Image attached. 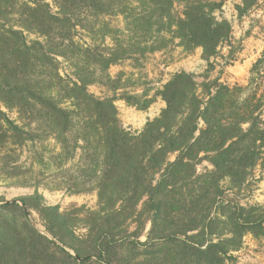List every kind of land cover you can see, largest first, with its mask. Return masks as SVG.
Returning <instances> with one entry per match:
<instances>
[{"label":"trees","instance_id":"16d2710c","mask_svg":"<svg viewBox=\"0 0 264 264\" xmlns=\"http://www.w3.org/2000/svg\"><path fill=\"white\" fill-rule=\"evenodd\" d=\"M52 1L55 13L49 3L31 0L32 6L22 0H0L2 35L18 34L25 41L23 33L33 31L45 40L23 44L25 60L33 61L30 74L31 66L26 67L25 88L16 79L10 85L5 76L0 77V86L9 85V94L37 100L40 108L35 102L33 110L50 133L61 136L69 129L84 130L86 145L81 149L88 158L83 161L98 167L92 171L99 172L101 199L115 202L117 198L137 207L145 199L143 211L135 210L131 218L140 223L147 215L144 223L150 222L151 229L147 243L138 240L136 244L179 242L198 231L219 239L232 235L230 243L236 249L245 233L264 234V206L240 201L255 181L257 169L264 167V50L247 86H230L208 77L200 84L195 74L185 71L172 76L159 94L166 108L140 134L122 126L115 97L98 99L87 91L93 83L119 91V82L110 74L114 65L162 52L176 41L187 53L202 48L207 62L219 55L222 46L233 47V27L223 16L225 0ZM261 1L242 0L236 8L239 16L250 13ZM177 4L183 6L181 12ZM119 17L124 25L113 26L112 20ZM78 28L92 35L90 42H76ZM59 58L73 68L75 78H62L55 64ZM13 63L20 69L23 62ZM55 70L57 96L45 98L40 88L44 80L36 81L33 75L52 78ZM60 99L70 105L62 106ZM17 105L22 111L27 108L20 102ZM83 117L87 122L82 124L78 119ZM87 129H95L96 134ZM205 161L213 169L199 174L197 168ZM32 201H43L39 191L20 198L25 208H31ZM109 210L120 216L126 207ZM190 242L205 244L198 239ZM51 245L61 249L53 241L30 238L0 222V264H43L47 257L41 248L49 251ZM90 259L84 257L81 264ZM98 259L105 262L102 251Z\"/></svg>","mask_w":264,"mask_h":264},{"label":"rangeland","instance_id":"374dc122","mask_svg":"<svg viewBox=\"0 0 264 264\" xmlns=\"http://www.w3.org/2000/svg\"><path fill=\"white\" fill-rule=\"evenodd\" d=\"M22 1L35 6L31 0ZM33 1L49 3L52 12L57 11L52 0ZM241 2L225 0L223 16L233 27V47L222 46L216 58L207 62L203 59L202 48L187 53L176 41L162 52L114 65L110 74L119 82L122 88L119 91L93 83L87 86L88 93L98 99L115 97L122 126L133 134H140L147 123L158 118L166 108V102L159 94L177 73H193L200 84L205 81L204 77H208L230 86H247L252 78V67L264 50V1L243 17L236 9ZM176 10L181 12L183 6L177 4ZM100 23L101 19L97 24ZM112 25L123 26V18L113 19ZM77 31L76 42H90L91 34L80 28ZM23 36L25 41L20 40L18 34L8 36L0 32V77H8L10 85L18 82L21 88L28 83L26 67L29 68L33 62L32 59L31 64L25 60L24 42L27 46L45 42L33 31H25ZM95 38L100 40L99 36ZM15 61L23 62L20 69L14 66ZM55 64L64 80L68 81V75L75 78L73 68L63 58ZM31 69L32 66L29 74ZM56 73L55 70L52 78L33 75L36 81L44 80V86L40 88L45 98L57 96L55 84L59 80ZM102 79L106 83V77ZM34 90L39 92L37 86ZM9 93V85L0 86V222L11 225L30 238L55 242L61 249L52 245L49 251L41 248L47 257L43 264H81L88 256L91 259L85 264H264V234L245 233L238 238L239 247L236 249L230 243L232 235L219 239L209 232L199 235L198 231L189 232L179 242L156 241L149 242L147 246L137 245L138 240L147 243L151 229L150 222L144 223L147 215L140 223L131 218L135 210L143 211L145 199L138 207L117 198H114L115 202L101 199L99 172L92 171L98 167L83 161L88 158L81 149L86 145L82 138L84 130L69 129L61 136L50 133L45 122L38 118L37 111L33 110L35 102L39 107L37 100L26 99L25 94ZM59 101L62 106L70 105L64 99ZM18 102L27 108L20 110ZM45 110L48 114L51 111L43 107ZM78 120L83 124L87 117ZM74 132L80 133L74 135ZM85 132L96 134L95 129ZM61 154L64 156L59 158ZM206 168L213 169L205 161L198 166L197 172L201 174ZM37 191L43 196V201H32L31 208L23 207L20 198L34 196ZM240 201L264 206V167L257 169L255 181L242 194ZM112 206L117 210L126 207V211L118 216L109 210ZM56 217L64 221L65 227ZM198 235L200 237L196 238ZM197 239L205 241L204 246L190 242ZM215 244H220L219 248H215ZM101 251L105 262L98 259Z\"/></svg>","mask_w":264,"mask_h":264}]
</instances>
